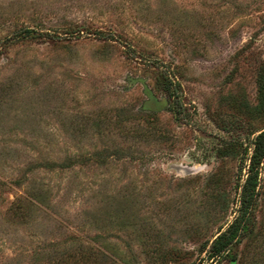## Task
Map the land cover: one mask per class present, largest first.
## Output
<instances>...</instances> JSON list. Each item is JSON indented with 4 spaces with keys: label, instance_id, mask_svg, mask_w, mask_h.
<instances>
[{
    "label": "rangeland",
    "instance_id": "1",
    "mask_svg": "<svg viewBox=\"0 0 264 264\" xmlns=\"http://www.w3.org/2000/svg\"><path fill=\"white\" fill-rule=\"evenodd\" d=\"M263 79L264 0H0V264H264Z\"/></svg>",
    "mask_w": 264,
    "mask_h": 264
},
{
    "label": "trees",
    "instance_id": "2",
    "mask_svg": "<svg viewBox=\"0 0 264 264\" xmlns=\"http://www.w3.org/2000/svg\"><path fill=\"white\" fill-rule=\"evenodd\" d=\"M27 30L26 34H30ZM28 36V35H27ZM262 91L264 94V79L262 82ZM254 151L250 158L249 173L242 186L241 204L242 209L237 217L226 229L217 236L211 243L209 257L215 262L228 255L232 248L233 242L239 240L249 230L251 210L258 187L259 166L264 158V131L256 136L252 142ZM100 253H92L91 249L81 248L80 251L74 252L68 250L67 253L53 254L48 258H41L42 264H101L99 261ZM232 256V255H230ZM229 256V257H230ZM232 263L236 261V256L231 259Z\"/></svg>",
    "mask_w": 264,
    "mask_h": 264
},
{
    "label": "water",
    "instance_id": "3",
    "mask_svg": "<svg viewBox=\"0 0 264 264\" xmlns=\"http://www.w3.org/2000/svg\"><path fill=\"white\" fill-rule=\"evenodd\" d=\"M146 95L149 97V101L146 102L145 108L146 109H152V110H160L163 107V102H158L156 98L153 96V94L146 88L145 90ZM155 104H159L160 108H156Z\"/></svg>",
    "mask_w": 264,
    "mask_h": 264
}]
</instances>
